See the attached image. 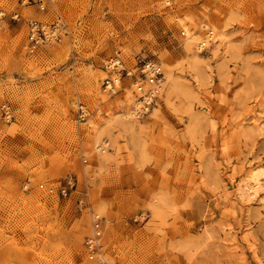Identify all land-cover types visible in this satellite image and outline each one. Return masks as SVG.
Listing matches in <instances>:
<instances>
[{
    "label": "rangeland",
    "instance_id": "obj_1",
    "mask_svg": "<svg viewBox=\"0 0 264 264\" xmlns=\"http://www.w3.org/2000/svg\"><path fill=\"white\" fill-rule=\"evenodd\" d=\"M52 2L0 0V264H95L93 214L109 264H264V179L238 191L264 173V0ZM57 12L64 31L29 53L27 22ZM113 58L160 63L147 113Z\"/></svg>",
    "mask_w": 264,
    "mask_h": 264
},
{
    "label": "built area",
    "instance_id": "obj_2",
    "mask_svg": "<svg viewBox=\"0 0 264 264\" xmlns=\"http://www.w3.org/2000/svg\"><path fill=\"white\" fill-rule=\"evenodd\" d=\"M21 2L24 4L37 5L42 11L47 10L43 0H21ZM13 18L17 19L18 15L15 14ZM27 28V50L29 53H32L42 44L49 42L51 39H57L60 32L64 31L65 25L62 22L58 23L56 21L46 27L40 21L33 20L29 22ZM107 67L118 70V72L122 71L126 78L129 77L132 80V83L135 85L137 89L136 91L139 94V102L142 103L143 108H140L137 116L145 114L147 110L156 104L158 98V87H160V84L164 80L162 67L158 61L147 58H139L136 61L135 70L132 71L122 67L116 60L112 61L111 59L108 61ZM104 81V90L112 92L114 80L106 78ZM146 85L148 87H146ZM84 109L83 105L79 104L77 110V121L80 123H85L87 118V113L85 112L86 109ZM83 161L85 162L86 160L83 159ZM66 183V185L61 186L58 190V193L63 197L68 194V189L74 185V181L71 177H68ZM53 192L54 189L50 188L49 193L52 194ZM92 217L91 234L86 236L83 242L87 258L95 264H109L104 258L103 245L101 243L102 229L106 219L104 216H100L99 214H93Z\"/></svg>",
    "mask_w": 264,
    "mask_h": 264
},
{
    "label": "bare ground",
    "instance_id": "obj_3",
    "mask_svg": "<svg viewBox=\"0 0 264 264\" xmlns=\"http://www.w3.org/2000/svg\"><path fill=\"white\" fill-rule=\"evenodd\" d=\"M44 2H45V5H46V8H47V10H48V7H49V5H53V2H52V0H43ZM22 3V2H21ZM22 4H24V3H22ZM24 5H30V4H24ZM37 6V5H36ZM37 8H38V6H37ZM38 10H40L39 8H38ZM47 10H45V11H47ZM40 11H42V10H40ZM45 11H42V12H45ZM33 20H37V19H33ZM33 20H29L28 22H27V27H28V24H29V22H31V21H33ZM37 21H40V20H37ZM58 22V23H63V20H62V17H61V15L57 12L56 14H55V18H54V20H53V22L51 23V24H53V23H55V22ZM41 22V21H40ZM42 23V22H41ZM44 26H46V27H48L49 25H46V24H44V23H42ZM27 30H28V28H27ZM28 32V31H27ZM192 36V35H191ZM190 36V37H191ZM189 37V38H190ZM27 40H28V38H27ZM51 40H54V39H51ZM50 40V41H51ZM195 41H196V38H190V41H189V45H193L194 43H195ZM208 41H212L213 43H216V42H218L219 41V35L217 34V33H215L214 32V30L212 29V30H209L208 31V33L206 34V36H204V38H200L198 41H197V43H196V47H197V50H199L200 49V47L202 46V45H204V44H206ZM254 43H255V41H254ZM27 44H28V42H27ZM114 60H116L119 64H121V62H120V60L119 59H117V58H113L112 59V61H114ZM119 60V61H118ZM162 72H163V70H162ZM163 76H164V80H163V82L160 84V87H158V94H157V97H158V95H159V93H160V91H161V89H162V86H163V84H164V82H165V75H164V72H163ZM133 84V83H132ZM134 85V84H133ZM134 87H135V85H134ZM146 87H148L147 85H146ZM137 89H136V87H135V93H137L138 94V92L136 91ZM139 95V94H138ZM138 95H137V106L136 107H133V110H132V112H133V115L132 116H136V117H139L140 115H138L137 116V113H138V111L140 110V108L141 109H143L142 108V103H140L139 102V99H138ZM133 99V95H132V92L131 91H129L128 93H127V100L128 101H131ZM133 102V101H132ZM130 104V103H129ZM128 104V105H129ZM149 110H147L146 111V113L148 112ZM127 112V110H125V111H120V115H119V119H118V122H119V124H120V126L122 127V128H130V130L132 131L133 130V123H132V121L129 119V117L131 116V114H130V112L128 111V113H126ZM117 113H119V112H117ZM254 121V128H259V127H262V126H264V118H263V120H261L260 119V117L259 118H257V119H254L253 120ZM263 121V122H262ZM107 130V129H106ZM103 136H109L108 134H107V131L106 132H104L103 130H100V131H98V135H97V137H98V139L99 138H103ZM108 138V137H107ZM107 143V142H106ZM97 149H99V148H97ZM100 150V149H99ZM105 150V148H102L101 149V151H104ZM262 179H264V173H262V174H259V173H253V174H251L250 175V177L249 178H247L246 180H244L243 182H242V184H240L239 185V187H238V191H239V193H240V196H242V197H249V196H251V195H256L255 193L257 192V189H258V187L260 186V184H261V181H262ZM261 187V186H260ZM253 195V196H254Z\"/></svg>",
    "mask_w": 264,
    "mask_h": 264
}]
</instances>
